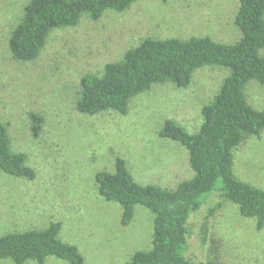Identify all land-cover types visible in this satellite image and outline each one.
<instances>
[{"label": "rangeland", "instance_id": "rangeland-1", "mask_svg": "<svg viewBox=\"0 0 264 264\" xmlns=\"http://www.w3.org/2000/svg\"><path fill=\"white\" fill-rule=\"evenodd\" d=\"M29 1L0 0V122L8 124L12 149L24 153L36 173L28 180L0 171V237L59 222L60 238L79 248L85 264H125L134 253L152 249L154 215L136 206L132 222L122 225L121 206L99 195L96 174L113 173L122 158L142 185L173 190L192 179L188 150L159 133L169 119L197 133L203 106L230 72L208 66L194 72L186 89L153 85L130 100L126 114L80 113L81 79L121 61L146 38L209 37L235 44L242 37L235 26L239 1L138 0L122 13L107 11L98 21L82 17L76 27L52 31L36 60L20 62L11 54L9 38ZM245 95L252 107L264 111L263 85L250 81ZM31 113L44 118L38 136L31 130ZM233 172L264 189V131L234 151ZM204 199L190 216L185 256L195 264H264V229L257 230L256 219L241 216L219 190ZM218 203L221 208L207 219ZM44 264L68 263L49 257Z\"/></svg>", "mask_w": 264, "mask_h": 264}, {"label": "trees", "instance_id": "trees-1", "mask_svg": "<svg viewBox=\"0 0 264 264\" xmlns=\"http://www.w3.org/2000/svg\"><path fill=\"white\" fill-rule=\"evenodd\" d=\"M138 0H30L19 24L9 38L13 58L32 62L38 58L52 31L76 27L82 17L98 21L105 12L122 13ZM235 26L241 39L232 45L209 37L189 39H143L128 50L119 62L108 63L100 74L85 75L80 82L77 110L85 115L106 111L126 114L129 102L149 91L153 85L173 83L188 88L194 72L208 66L223 67L229 76L212 102L201 110L202 124L190 133L174 120H166L159 135L181 144L189 152L194 177L176 189L138 183L124 159L117 158L113 173L95 176L99 195L122 208L121 223L128 226L136 206L154 215L153 247L138 251L125 264H195L185 256L188 222L204 198L220 191L223 199L238 206L241 216L256 219L258 231L264 229V189L239 180L233 172L234 151L251 136L264 131V111L252 107L245 95L250 81L264 86V0H238ZM31 130L40 134L44 118L31 113ZM0 171L6 175L33 180L35 171L27 156L11 146L8 124L0 122ZM218 203L207 219L221 208ZM61 223L44 230L13 232L0 237V261L13 264L34 261L44 264L55 257L68 264H85L76 245L60 238ZM209 233L203 227L204 242ZM199 264H226L216 261Z\"/></svg>", "mask_w": 264, "mask_h": 264}]
</instances>
